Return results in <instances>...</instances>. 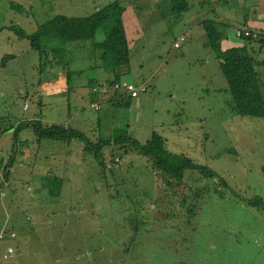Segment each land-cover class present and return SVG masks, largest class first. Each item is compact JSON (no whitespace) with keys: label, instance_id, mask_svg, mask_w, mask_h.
Returning a JSON list of instances; mask_svg holds the SVG:
<instances>
[{"label":"rangeland","instance_id":"rangeland-1","mask_svg":"<svg viewBox=\"0 0 264 264\" xmlns=\"http://www.w3.org/2000/svg\"><path fill=\"white\" fill-rule=\"evenodd\" d=\"M105 1L0 0V157L13 155L9 173L2 176L5 181L0 178L4 192L0 194V245L14 246L19 235L25 236L26 244L0 261L264 264V116L237 112L198 22L217 15L228 23L226 31L234 34L242 27L234 20L255 19L264 0H255L258 5L253 9L245 0H208L203 6L195 2L179 14L171 12L168 0H117L129 40L128 67L119 81L145 87L137 94L133 117L129 105L116 102L121 90L105 82L111 72L88 67L95 57L94 42L102 37L99 29L86 40L64 43L56 37L46 41L62 50L57 56L43 53L39 57L26 38L16 39L10 26L31 32L54 13L85 14ZM179 35L184 40L174 47L172 41ZM5 50L15 56L4 59ZM65 68L82 71L71 72L66 80ZM93 84L107 94L92 95ZM19 87L26 93L17 92ZM30 118L43 124L67 123L95 148H85L74 138L68 144L39 140V170L44 169L46 152L55 149L54 154L50 151L55 160L48 170L60 174L53 167L63 165L57 157L63 156V147L71 150L66 156L69 175L57 194L48 195L45 186L35 185V177L22 176L29 157L21 150L27 147L33 156L35 135L24 126L11 136L8 123ZM152 130L164 137L167 150L206 164L220 177L217 182L215 177L204 179L197 173L196 180L185 179V186H208L195 211L181 210L178 197L163 188L144 156L126 143L119 148L120 142H113L116 135L126 134L141 143ZM98 148L104 158L103 171L93 156ZM30 194L37 197L34 205L26 202ZM4 195L14 199L4 202ZM254 195L262 205L240 200ZM21 224L24 232L18 227Z\"/></svg>","mask_w":264,"mask_h":264},{"label":"trees","instance_id":"trees-1","mask_svg":"<svg viewBox=\"0 0 264 264\" xmlns=\"http://www.w3.org/2000/svg\"><path fill=\"white\" fill-rule=\"evenodd\" d=\"M164 1V0H163ZM208 0H168L169 9L172 13L189 9L195 2L202 6ZM120 5L117 0H107L100 6H94L93 10L85 14L67 15L64 13H54L50 17L37 24L31 32H25L13 24L10 26L18 37L26 38L36 49L38 56L43 53L48 55L57 54L62 50L58 46H50L49 42L53 38H59L64 43L77 40H86L93 37L97 29L100 30L102 37L94 42V61L90 63L89 68L101 67L107 72H111L112 77L106 78L105 82L112 84L119 82V75L127 71L128 67V47L129 40L125 35L123 25L120 20ZM204 29L205 43L212 50L216 59L218 69L224 79L226 89L232 98L234 107L241 115L264 116V90L256 70L255 54L257 50H264V35L259 36L241 35L239 44H225L227 38L225 33L226 23L213 18H203L200 21ZM255 44H257L255 46ZM64 50L67 47L63 48ZM64 68V67H63ZM66 80L71 72L80 73L82 69L67 70L64 69ZM115 94V93H114ZM116 102L122 105H129L131 96L128 93H117ZM29 127L38 141L41 138H50L52 140H70L75 139L81 142L85 148L91 147V143L84 139L81 131L64 125L62 122L41 123L37 118L18 119L13 125L12 136L21 127ZM109 142V140H108ZM114 143L120 142L117 147L124 148L125 143L134 149L139 155H142L148 161L151 170L156 173L160 179L163 188H169L171 193L178 197L181 210L186 213L195 211L202 203L203 195L208 186L206 183L200 185L185 186V179L192 178L196 180L197 173L204 179L216 178L221 181L215 171L206 164L193 161L189 156L182 153L171 152L165 147V139L161 134L152 130L144 142H138L128 135H116ZM101 143L97 142L96 145ZM96 146V147H97ZM124 150V149H123ZM93 156L96 159L100 169L105 168L104 158L100 157V148L93 150ZM12 157L5 164L0 166V178L9 173L7 167L11 164ZM198 180V179H197ZM1 184V181H0ZM48 195L59 193L61 179L56 175L45 176L42 181ZM190 188V189H189ZM14 190L12 189L11 192ZM181 192V195L177 193ZM1 195L4 194L0 187ZM6 194V193H5ZM244 204L262 205L260 197L254 195L247 199H240ZM183 206V208H182ZM134 221L132 229L135 231L137 224Z\"/></svg>","mask_w":264,"mask_h":264},{"label":"crops","instance_id":"crops-1","mask_svg":"<svg viewBox=\"0 0 264 264\" xmlns=\"http://www.w3.org/2000/svg\"><path fill=\"white\" fill-rule=\"evenodd\" d=\"M106 2V1H105ZM245 2V4L247 5V7L249 8H251V9H253V7H255L256 5H258L257 4V1H255V0H245L244 1ZM205 4V3H204ZM203 6V5H202ZM257 15H256V18L255 19H253V20H247L246 18H240V19H236V18H233V20L234 19H236V20H234V21H240V23H241V25H242V27H245V28H247V29H249V30H254V29H258V31L260 32V34H263L264 35V7L263 8H261L260 9V11L258 12V13H256ZM214 19H217L218 21H221L220 19H219V16H214ZM198 22H200V21H198ZM221 22H223V23H226L225 21H221ZM201 24V23H200ZM227 25H228V23H226ZM226 25V26H227ZM228 27V26H227ZM226 27V28H227ZM241 27V28H242ZM226 28H225V33H226V36H227V38H226V40H225V44L226 45H229V44H239L240 43V41H241V39L240 38H238V37H236L234 34H232V32H227L226 31ZM18 38V36L16 37V39ZM27 40V39H26ZM28 44H29V46H31L30 48H31V50H33L34 51V47H33V45H31L30 43H29V41H28ZM37 52V51H36ZM38 54V53H37ZM13 56H15V54L13 53V52H9V51H7V50H5V54H4V59H11ZM36 61H37V58H36ZM39 61V60H38ZM255 61H256V65H255V67H256V70H257V72H258V75H259V79H260V81H261V83H262V85H264V50H263V48H261V49H259V50H257V52H256V54H255ZM69 63V62H68ZM5 63H3L2 65H4ZM37 65H38V62H37ZM89 67V66H88ZM96 68H100V69H102L101 67H95V69ZM77 70H78V68H76ZM76 69H73V70H76ZM67 70H70V68H67ZM36 71H38V69H36ZM92 86H95L94 84L92 85ZM91 86V87H92ZM91 87H90V90H91ZM62 91H66L67 90V88H62L61 89ZM17 92H20V93H26V91H24V88H22V87H19L18 89H17ZM92 92V91H91ZM2 93V92H1ZM102 93H105V94H107L106 93V90H104V92H103V90H102V92L101 91H99V89H98V91L95 93V95H97V97L98 98H100L101 96H102ZM92 95L94 94V93H91ZM135 98V100H137V95L134 97ZM25 100V99H24ZM28 107V105H26L24 108H23V105H22V108L23 109H25V108H27ZM64 125H66L67 123H63ZM68 125V124H67ZM11 126H12V129H13V124H11V123H8V127H10L11 128ZM11 136H12V130H11ZM70 140H63V142L65 143V144H68V142H69ZM33 142L35 143V148H34V151H33V156H30V154H31V151L27 148V147H24L22 150H21V152H23V153H25L28 157H29V162L26 164V167L21 171L22 172V176H24V177H27V178H29V177H35L36 179H37V183H35V185H38V184H41V178H45V176H50V175H52V174H54V175H56L57 177H59L60 179H61V186H62V183H64L63 181L65 180V177H67L68 175H69V171H68V169H69V167H70V165H69V159L66 157L67 156V153H68V151H71L69 148H68V146H66V147H63V149H62V152H63V156H60V157H57V163H59V162H62V166H57V164L56 165H54L53 167H55V168H58V171H60L59 173L60 174H55V173H52V172H49V170H48V168L50 167V166H52V164H53V161L55 160V157L50 153V151L54 154V152L56 151L55 149H53V150H48L46 153H47V155H44L45 157L47 156V159H45L44 161H42L43 162V165H44V169H42V170H39V165H40V162L41 161H39L40 159L38 158L39 156H40V153H39V151H38V148H39V146H38V144H39V140L37 141L36 139H35V137L33 138ZM24 145V144H23ZM22 144L20 145V146H23ZM10 147H12V145H10ZM15 148H16V146H14ZM12 150V149H11ZM58 155V154H57ZM11 156H13L12 154H11ZM38 156V157H37ZM9 154L7 155V157L6 158H2V157H0V165H2V164H5L6 162H7V160L9 159ZM7 169H9V166L7 167ZM59 175V176H58ZM61 176V177H60ZM2 180L3 181H5V179L2 177ZM24 183H25V181H24ZM29 184V183H28ZM61 186H60V189H61ZM32 188V187H31ZM60 189H59V192H60ZM25 195H27V194H25ZM2 198V196L0 197V199ZM14 199V195H4L3 196V201L4 202H7V203H10L12 200ZM37 200V197H33V196H31V194H30V198L29 199H27V203L28 204H32V205H34L35 204V201ZM34 201V202H33ZM29 218V216L27 215V214H25V216H24V218L25 219H28ZM14 219H15V217H13ZM15 224H16V222H15ZM20 224V223H19ZM13 226H15V225H13ZM22 226H24L23 224H21V225H19L18 227L19 228H22V230H23V232H24V227H22ZM12 229V228H11ZM19 239L17 240V241H15L13 244H14V246H11L12 248H13V251L15 250V251H17V246L18 245H21V246H25L26 244H25V236L24 237H21L20 235H19ZM13 240V239H12ZM6 246H8V245H6ZM6 246H2V245H0V248H4V247H6ZM7 258V257H6ZM3 259V258H2ZM5 259V258H4ZM0 264H4L2 261H0ZM13 264H16V263H13Z\"/></svg>","mask_w":264,"mask_h":264},{"label":"built area","instance_id":"built-area-1","mask_svg":"<svg viewBox=\"0 0 264 264\" xmlns=\"http://www.w3.org/2000/svg\"><path fill=\"white\" fill-rule=\"evenodd\" d=\"M260 32L258 31V29H254V30H249L245 27H242V28H236L234 30V35L236 37H240L241 35H251V36H259ZM184 40V36L183 35H179L176 39H174L172 41V45L174 47H178L181 43V41ZM111 88L112 89H120L121 92H125V93H128L129 96L131 97H135L139 91H143L145 89L144 85H139V86H136L132 81L130 80H125V81H114L112 84H111ZM91 91L92 93H95L98 91V87L97 85L95 86H92L91 87ZM120 92V93H121ZM97 97V95H95ZM90 105L94 108V109H97L98 108V105L96 102H91ZM26 106V102L23 103V108ZM114 160H117V157L116 158H113ZM106 165L108 166L109 163H106ZM0 194H2V192H0ZM9 236H13L14 233L12 231H7L6 232ZM2 234V231H0V235ZM13 252V248L8 245L4 248H0V257L1 258H6L8 257L11 253Z\"/></svg>","mask_w":264,"mask_h":264},{"label":"water","instance_id":"water-1","mask_svg":"<svg viewBox=\"0 0 264 264\" xmlns=\"http://www.w3.org/2000/svg\"><path fill=\"white\" fill-rule=\"evenodd\" d=\"M136 110H137V106L135 103V98L131 97L129 100V116L130 117L135 116Z\"/></svg>","mask_w":264,"mask_h":264}]
</instances>
